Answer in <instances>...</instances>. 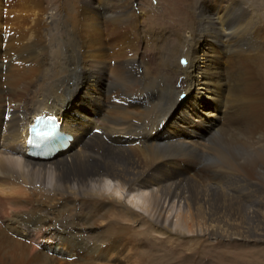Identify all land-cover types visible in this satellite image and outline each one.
I'll list each match as a JSON object with an SVG mask.
<instances>
[{
	"label": "bare ground",
	"instance_id": "bare-ground-1",
	"mask_svg": "<svg viewBox=\"0 0 264 264\" xmlns=\"http://www.w3.org/2000/svg\"><path fill=\"white\" fill-rule=\"evenodd\" d=\"M39 1L4 9L0 0V228L30 239L32 220H68L95 235L93 247L120 251L117 264H168L169 239L263 241L264 0H168L164 12L183 30L168 35L145 32L148 12L135 0H78L63 18ZM41 116L72 137L46 160L26 155ZM189 121L193 136L171 135ZM108 183L145 190L147 214ZM39 236L57 252L91 247L49 228ZM11 239L0 237V264H33Z\"/></svg>",
	"mask_w": 264,
	"mask_h": 264
},
{
	"label": "rangeland",
	"instance_id": "rangeland-1",
	"mask_svg": "<svg viewBox=\"0 0 264 264\" xmlns=\"http://www.w3.org/2000/svg\"><path fill=\"white\" fill-rule=\"evenodd\" d=\"M1 1H2L1 2L2 6L3 4L5 6L4 9H7L9 3H7L6 0H1ZM135 1L139 2V6L143 9V11L148 12L147 20L151 24L149 26H144L145 32L146 31H157V32H161L160 35H164V34L168 35L169 32L170 33L172 32L182 33L183 32V30L178 28L177 24L175 25V21H178L179 18H176L175 20V17L164 12L166 9V3H169L168 0H135ZM38 4L41 5L46 10V12L50 14L55 13L56 15L59 14L61 18H63V16L68 11L72 12L75 9V7L78 6V0H74V1L73 0H40ZM155 20L156 22H154ZM60 25H59V28H60ZM161 25L163 26V28ZM165 26L167 27V29ZM60 31H61L60 38L63 39L64 37H66V34L64 32V29L61 28ZM60 31H58V33ZM162 32H164V34H162ZM173 35H172V38H173ZM4 36H5L4 32L0 31V37L3 38ZM163 38L164 36L162 37V39ZM4 51H5V45L3 44L0 49V61L1 60L4 61L3 63H5L8 60L7 55H5ZM183 62L184 60L183 61L181 60L180 64L182 65ZM213 106L218 107L217 105H212L211 107H209V109L212 110ZM219 108L224 109L222 106H220ZM95 112L96 113H93V114L91 113V115L88 118H82V119H84V121L90 122L92 119V115H98V116L102 115V111L100 109H97ZM214 115L218 117L219 112H214ZM195 123L196 122L189 121L187 123L188 125H185V127L178 126V128L176 129L174 128V130L172 131L176 133H172L171 135L173 136L178 135L177 137L179 138H182V137L190 138V136H193V134L195 133L194 130L193 132H190V130L193 129ZM63 124L65 125L66 123L63 122ZM164 138L165 137L161 139L164 140ZM188 141L190 142V140ZM192 141L196 142V140H192ZM127 142L128 140L122 141L123 144H127ZM44 165H49V164H44ZM185 168H186L185 165L181 164V169L183 170ZM199 168H200V165L195 166V171L199 170ZM189 174L192 175L193 173H189ZM52 179L53 178H51V176L46 178L45 180L46 188H49L53 185ZM47 181L48 183H46ZM108 185H109L108 190L113 193L115 198L121 201H124L127 204H133L134 206H137L138 208L143 209L144 211L142 210L141 211L145 215L147 214L148 204L146 203V200H145V195H146L145 190H140V193L142 191V193L140 194L136 192L122 190L113 183H108ZM60 219L58 220V222L57 220L52 219L51 217L48 219H44L43 221H38L36 219L32 220L31 221L32 236L30 239L18 238L17 235L12 234L13 229L8 228L6 226V223L3 222L6 230H4L3 228L2 229L0 228V237H6L8 240H11V241H12L11 238L17 239L18 241H21L25 247L28 246L27 248H29L31 251L29 253L33 259V264H44L47 261L54 262V264H94V263L103 264V263H107L106 260L108 259L107 257L109 256H110V260H112L111 262H115L116 264L119 263V261H123L121 259L118 261L121 255L120 251H118V253L114 252L115 253L114 254L110 250L106 249L105 245H107V243L105 241L103 242L104 243L103 246L93 247L95 244H97V241H98L97 238H95V235H93V233L91 234L89 233L88 235V233H84L85 232L84 228L79 227L78 229L75 223H74V226H72L70 221L64 220V219L60 220ZM174 220L175 219H173L172 221ZM44 228H49L51 232H53L54 230H57L58 232H60L63 237L62 241H68L69 239L68 242H76L75 240H77V235H79V239H80L79 242L83 240L84 243L90 244L91 247L90 248L89 247L79 248L77 247L78 246L77 245V246H73V248H70L69 250L67 246L65 247V249L67 250H64L63 253L59 251L57 252L54 247L52 248L49 246L50 244H47V241L43 243V238L39 236V232H41ZM82 233H84L85 235L84 234L82 235ZM49 238L52 241V243L60 241L59 237H55V238L49 237ZM143 238L147 241V243L156 245V247L159 245L158 244L159 239H155L154 242H152L153 240L150 238V236H144ZM190 239H195V240L192 242L188 241L187 243L186 242L183 243L182 241H180V239H173V240L169 239V241H165L167 242V245H172L173 247H175V251H173V255H171V257L173 258L169 256L166 257L168 259L167 260L168 264H264V240L261 242H257V243L246 244L244 242H240L236 240L231 241V242L230 241L220 242L219 239L218 240L212 239V237H209V236H203V237L193 236V238H190ZM5 246H7V244ZM142 247H143L142 245H139L140 249ZM158 249L160 251L157 252V254H163L165 252L164 249H167V246L164 245L163 248L160 247ZM46 258L49 260H47ZM61 261L63 262L61 263ZM91 261L93 263H91ZM131 261L130 262L128 261L127 264H130V263L132 264L133 262H134L133 264H141L142 262L141 259L139 258H133L131 259Z\"/></svg>",
	"mask_w": 264,
	"mask_h": 264
}]
</instances>
